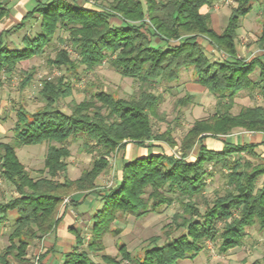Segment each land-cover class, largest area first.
Instances as JSON below:
<instances>
[{
	"label": "trees",
	"instance_id": "obj_1",
	"mask_svg": "<svg viewBox=\"0 0 264 264\" xmlns=\"http://www.w3.org/2000/svg\"><path fill=\"white\" fill-rule=\"evenodd\" d=\"M233 1L236 6L220 33L204 12L215 0H101L94 8L78 0H34L21 23L7 33L20 31L31 21L38 22V31L25 35L16 49L4 40L6 32L1 34L0 77L11 76L21 63L44 56L58 41L69 42L77 59L58 50L49 60L52 67H65L77 75V66L92 71L107 62L123 78L139 82L143 90L129 100L99 91L74 104L66 114L59 104L72 97L73 85L65 76L46 78L40 92L44 108L35 113L22 107L16 111L14 141L0 143V176L18 194L0 204V223L15 215L0 264L25 263L31 244L56 231L65 198L76 193L85 198L99 194L101 206L92 214L87 242L79 230H70L76 245L63 255L62 264H178L196 259L207 241L219 242L223 253L241 247L249 227L258 225L264 230V158L257 144H235L227 139L235 130L264 134V105L244 107L236 115L231 112L243 93L257 92L264 100V18L256 41L263 54L252 60L240 58L238 31L252 10V0ZM10 3L0 0V21L10 15ZM60 32L67 33L68 40L59 36ZM204 43L224 57L212 60ZM190 69L195 81L217 99V113L194 123L179 157L152 152L124 161L122 178L108 190L97 191L95 182L108 169L113 153L130 144L146 149L156 147L153 142L157 141L177 145L169 133L154 132L153 119L158 116L162 97L151 89L156 84L180 81L182 71ZM32 80L33 74L26 73L21 88ZM192 99L187 96L184 104ZM223 137L220 151L205 144L208 138ZM78 138L95 159L90 170L71 180L67 144ZM44 143L49 144L41 172L46 176L34 179L19 160L17 149ZM216 175L224 179L225 189L209 201L204 193L208 180ZM71 202L76 208L81 205L74 196ZM176 203L181 211L172 226L180 230L179 236L162 245L152 239L142 256L133 255L124 244L119 247L120 259L102 254L104 237L122 233L111 226L122 216L143 217ZM91 254L100 255L102 263L95 262ZM48 255L42 256V264ZM253 264H264V257Z\"/></svg>",
	"mask_w": 264,
	"mask_h": 264
},
{
	"label": "rangeland",
	"instance_id": "obj_2",
	"mask_svg": "<svg viewBox=\"0 0 264 264\" xmlns=\"http://www.w3.org/2000/svg\"><path fill=\"white\" fill-rule=\"evenodd\" d=\"M78 1L86 7L94 8L101 0ZM231 2L228 3L225 0L224 4L232 8L234 4L233 1ZM34 4L32 0H11L12 16L0 22V36L3 32H6L3 38L11 48L21 47L22 38L25 35L32 36L38 31V22L31 21L22 30L7 33L13 26L22 21V15L26 13L27 9H31ZM225 21L223 20L221 23L219 32L224 29ZM255 26L257 27L255 28L256 38L254 36L247 38L238 37V55L247 60H252L261 55V50L256 44V40L259 37L258 27H260V23H256ZM59 36L68 40L67 33L60 32ZM250 43V46L256 52L253 54L244 53L242 50ZM204 44L212 60L224 57L222 53L213 51L207 43ZM58 50H66L73 60L77 59V55L69 42L61 44L55 41L54 46L44 56L21 63L11 76L4 74L0 77V143H13V128L16 122V111L19 108L22 107L29 113H35L44 108L46 102L40 92L42 82L46 78L55 80L65 76L73 85L72 97L62 100L59 104V108L66 114L71 113V108L74 104L89 100L94 93L99 91L109 93L116 99L129 100L136 95L138 96L143 90L139 82L130 78H123L107 62L92 71L86 70L84 66H77V75L70 73L65 67L62 69L52 67L49 60L55 58ZM26 73H32L33 80L26 88L22 89L21 83ZM181 75V79L178 82L156 84L151 89L155 95L162 97L158 116L153 119L154 132L156 134L169 133L177 145L170 147L164 141H157L153 142L156 147L143 149L130 144L125 150L113 153L108 158L110 164L108 169L95 182L97 191L102 193L108 190L122 178L124 161H129L135 157H146L152 152L173 153L179 157L181 144L194 123L198 120L208 119L217 113L219 110L217 99L208 93L205 88L196 85L193 71L191 69L188 71L183 70ZM187 96H192L193 99L191 102L188 101L187 104H184ZM263 105L264 100L259 93H243L235 100V105L231 112L236 115L244 107ZM248 137V132L235 130L227 139L245 144L248 143ZM223 139L225 138H208L205 144L207 147H212L214 144L222 142L221 140ZM48 145L44 143L38 146H24L17 149L19 160L34 179L46 176L41 172L44 168ZM67 145L71 151V157L68 159V177L71 180H76L84 171L92 168L95 155L86 150L82 138L70 140ZM196 151L197 149L192 151L191 159ZM257 151L260 152L258 149ZM247 158L253 162L257 161V159H251L248 156ZM59 180L62 181L63 178L60 177ZM224 189V179L221 175H216L208 180L204 196L211 201L215 194L222 193ZM73 196L79 201L84 195L83 193H76ZM73 196L66 197L64 204L70 206L74 211L75 224L73 228L79 230L87 242L90 238L92 214L101 206L98 199L99 194L92 193V195H87L84 199L87 202L79 205L78 209L72 205ZM17 197L18 194L15 188L0 176V204H6ZM199 202L203 203L202 200H199ZM200 207L202 208L203 204H200ZM180 211L181 208L176 203L171 207L162 208L159 213H150L143 217L122 216L119 221L111 225L112 230H121L122 233L120 235L107 234L104 237V251L102 254L120 259L119 247L124 244L133 255L142 256L144 249L150 245L152 239H158L157 243L162 245L168 239L179 236L180 230L175 229L172 226V222L174 216ZM14 219V214H10L9 219H2L0 223V255L9 245V235L14 225ZM51 238H54V235ZM47 246L46 238L34 241L29 248L25 263L12 261V264H42L41 258L46 254L45 249ZM86 248L87 243L81 249L84 250ZM91 257L95 262L102 263L100 255L91 254ZM263 257L264 230L255 225L247 229V236L241 247L222 253L219 251V242L207 241L204 251L196 259L182 260L178 264H253L258 260H262Z\"/></svg>",
	"mask_w": 264,
	"mask_h": 264
},
{
	"label": "crops",
	"instance_id": "obj_3",
	"mask_svg": "<svg viewBox=\"0 0 264 264\" xmlns=\"http://www.w3.org/2000/svg\"><path fill=\"white\" fill-rule=\"evenodd\" d=\"M32 1H34V0H32ZM231 1H233V0H227L228 3H232ZM224 2H225V0H215V2L213 3V5L210 8H206L204 10L205 13H209V15L211 17L212 26L217 32H219L220 26H221V23L223 22V20H226L225 21V27L227 26L229 17L231 15V10L233 7L236 6L235 2L233 1L234 6H232V8H230L228 6L230 8L229 9L227 7V5L224 4ZM251 4H252L251 12L249 14H247L241 21L240 29L238 31V35L240 37L247 38V37H251V36L253 37L254 36V38H256V34H255V30H256L255 28H257L255 26L256 23H260V27H258L259 35L261 33V28H262L261 23H262L263 18H264V0H252ZM10 8H11L10 9V15L8 16V18L12 16L11 15V12H12V6L11 5H10ZM29 10H31V9H27L26 13H24L22 15V17H24ZM22 20H23V18H22ZM2 21H0V22H2ZM20 23L21 22H19L18 24H20ZM18 24H16L12 28L16 27ZM250 45H251V43L248 44V46H245L244 50H242L243 48L241 50L244 53H248V52L251 54L255 53L256 51L254 52L253 48ZM262 54H263V52L261 51V55ZM240 58H242V57H240ZM194 82L196 83V85H199L196 81H194ZM200 87H202V86H200ZM248 138H249L248 139L249 144H257L259 146L258 150L260 152H258V153L264 158V134L249 133ZM231 141L235 144H244L241 142H234L233 140H231ZM208 148L212 149V150L220 151L223 149V142H219L217 144H214L212 147H208ZM143 149H146V148H143ZM135 158H141V157H135ZM135 158H133V159H135ZM84 199H85V196H82L78 202L81 204L86 203L87 201H84ZM67 206L68 205L64 206L60 212V217H62V220H61L60 224L58 225V227L56 228V231L46 237V244L48 246L45 249V251L49 252V255L46 258V260L44 261V264H62L63 255L65 253L71 251L72 248L74 247V245L76 244V237L74 235V232L70 231L75 224L74 211L71 209L70 206H68V207ZM14 217H15V215H14ZM53 235H54V238H51Z\"/></svg>",
	"mask_w": 264,
	"mask_h": 264
},
{
	"label": "built area",
	"instance_id": "obj_4",
	"mask_svg": "<svg viewBox=\"0 0 264 264\" xmlns=\"http://www.w3.org/2000/svg\"><path fill=\"white\" fill-rule=\"evenodd\" d=\"M67 202V201H66Z\"/></svg>",
	"mask_w": 264,
	"mask_h": 264
}]
</instances>
